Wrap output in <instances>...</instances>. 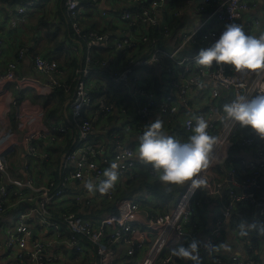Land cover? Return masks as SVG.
<instances>
[{
    "label": "built area",
    "instance_id": "obj_1",
    "mask_svg": "<svg viewBox=\"0 0 264 264\" xmlns=\"http://www.w3.org/2000/svg\"><path fill=\"white\" fill-rule=\"evenodd\" d=\"M41 1L9 8L12 21ZM92 1L90 7L82 0L65 1L78 36L70 46L76 66L33 57L28 46L0 32V99L12 87L48 97L57 88L68 89L70 76L74 83L70 126L51 112L36 110L25 130L17 120L21 140L14 132L0 138V264H193L172 252L192 240L200 244L199 264H256L250 252L264 259V233L252 227L264 224V147L254 148V138H243L239 160L225 168L240 125L223 118L222 111L238 96L264 93V70L237 72L228 64L195 63L199 49L218 39L226 23L237 22L254 36L264 33V0H105L111 3L108 10L100 9L103 0ZM88 15L109 29L86 27ZM28 57L35 75L27 77L21 66ZM104 85L95 101L93 87ZM107 92H122L127 100L117 106ZM96 115L102 122L113 116L124 121L119 131L106 129L110 147L93 140ZM194 115L208 121L207 131L219 141L209 167L202 170L203 189L183 186L177 203L164 211L119 197L117 186L124 180L141 175L159 179L150 164L137 158L138 146L123 140L124 130H146L159 120L161 131L183 143L192 134ZM72 133L75 145L62 155L60 178L55 179V153ZM21 151L24 161H18ZM113 162L118 179L112 187L90 192L86 182L98 184ZM201 194L211 200L207 226L192 218L204 199Z\"/></svg>",
    "mask_w": 264,
    "mask_h": 264
},
{
    "label": "clouds",
    "instance_id": "obj_2",
    "mask_svg": "<svg viewBox=\"0 0 264 264\" xmlns=\"http://www.w3.org/2000/svg\"><path fill=\"white\" fill-rule=\"evenodd\" d=\"M214 62L228 64L237 72L264 70V33L254 36L246 33L237 22L226 23L218 39L210 46L200 48L195 56V63L201 66H211ZM222 111L223 118L248 127L264 138V93L250 99L238 96L225 103ZM193 121L192 134L183 143L161 131L159 120H153L139 135L137 158L151 165L161 184L187 185L191 191L203 189L206 181L202 170L209 167L214 146L219 141L207 131L206 119L194 115ZM117 179V164L113 162L104 170L98 184L86 182L85 187L90 192H106ZM252 227L264 233V224H252ZM199 247V242L192 240L187 245H178L172 252L176 257L199 264Z\"/></svg>",
    "mask_w": 264,
    "mask_h": 264
},
{
    "label": "crops",
    "instance_id": "obj_3",
    "mask_svg": "<svg viewBox=\"0 0 264 264\" xmlns=\"http://www.w3.org/2000/svg\"><path fill=\"white\" fill-rule=\"evenodd\" d=\"M26 0H0V32L4 34L5 36H8L13 43H17L19 45H27L29 48L33 47L35 53H47L46 50H50V47L53 48L55 46V43L57 40L59 41H65L63 39L64 36H66V33L64 32H57V40L54 38H51L52 35L50 33L54 32L55 29L52 32L49 31L48 27H46V23H50L51 27L53 26V22H57V18L59 17V7L62 3L61 0L60 3L56 2L55 0H43L39 2L36 6V8L32 11H29V13L25 16H18V20L12 21V16L10 15L9 8H14L15 6H19L23 4ZM58 1V0H57ZM182 2H185L186 0H181ZM100 9H109L111 7V3L108 1H101L99 3ZM57 6V9L55 7ZM59 5V7H58ZM128 3L125 4V7H128ZM45 12L49 13V16L47 17H41V15H45ZM41 17V18H40ZM99 17V16H98ZM186 19V18H183ZM101 21V20H100ZM97 28L101 31H107L109 28H104L103 21L102 23L97 26ZM67 38V36H66ZM67 49H61L60 52L56 53V58L59 59V62L63 59H66L68 61V57L70 56V47L69 43L66 42ZM50 52V51H49ZM73 57V56H72ZM21 71L23 75L28 76H34L35 70L32 69V63L31 58L28 57V59L24 60L21 66ZM105 76V74H102ZM106 77V76H105ZM106 83V80H104ZM107 86H110V83L107 81ZM112 88V87H111ZM99 89L102 91L105 89L102 86H95L93 87V91L95 92V96L99 98ZM108 98L110 101H113L114 104L117 106H121L124 102H126L127 98L122 92L117 93H108ZM21 96V97H20ZM41 97L34 89H28L19 91L16 90L14 87L9 89L8 94L0 99V138L4 137L6 134L10 132H14L16 134V139L21 140L23 138V134L20 133L21 130H19L18 125L16 124L17 120H20V122L25 123V127L23 130L26 129L28 125V120H30L33 116V113L37 110L44 114V107L37 102V98ZM69 101V100H68ZM65 104L60 108V110L55 111V109H50L49 112L54 113L58 119H61L65 125L70 126V118L68 115V107L67 110L64 111ZM93 110L95 109V105L93 106ZM47 113V112H45ZM138 124L140 123L139 118H135ZM39 124V130L43 129L42 124L37 122ZM120 123L124 124V121L122 118H119L117 116L110 117L106 122H102L100 120V117L98 115L95 116L93 121V127H94V134L92 135L93 140L96 143L100 144H106L108 147L112 145V142L109 137V132H106V129L110 130H121ZM35 126H33L34 128ZM145 130H139L137 129L136 132L128 133L124 130V134L122 136L123 140L132 143L136 146L139 144L138 137L140 134L143 133ZM64 140L67 142L68 138L65 137ZM72 142L75 145L76 142V134L72 133ZM12 142V141H9ZM62 142V141H61ZM243 155L249 156V153L244 151ZM18 161H24V156L22 151L18 152ZM12 157V156H10ZM18 167H21L19 165ZM120 196V195H119ZM142 196L147 198H154V196H151L147 194L146 192L142 193ZM124 197V196H120ZM157 200L154 201L152 205H154L153 208L149 207L152 205H149L148 203L144 205L143 207H147L154 211H160L161 205L157 206ZM210 225V221L209 224ZM224 242L225 248H227L229 245ZM233 248L238 249L239 246H232Z\"/></svg>",
    "mask_w": 264,
    "mask_h": 264
},
{
    "label": "trees",
    "instance_id": "obj_4",
    "mask_svg": "<svg viewBox=\"0 0 264 264\" xmlns=\"http://www.w3.org/2000/svg\"><path fill=\"white\" fill-rule=\"evenodd\" d=\"M62 3L60 4L61 6L59 7V17L57 18V22H53V26L50 28V23H46V27H48L49 31L52 32L53 30L51 29H55L54 32L50 33L52 35L51 38H54L57 40V32H64L66 33V36L63 37V39H65V41H59L57 40L55 43V46L53 48L50 47V50H46L45 52L47 53H43V54H39V53H35L33 47L30 48V52L31 55L33 57L37 56V55H44V56H48L50 57L52 60L58 61L59 59L56 58V53L60 52L61 49H67V45L66 42L69 43V47L71 46V44H73L74 40L76 38H78V36L72 31V28L70 27V20L66 14V7H65V1L66 0H61ZM83 5H85L86 7H90L91 4H93L92 0H82ZM58 3H60V1H56ZM56 9L57 6L55 5ZM99 9V7H98ZM97 11H100V9ZM49 16V13L45 12V15H41V17H47ZM40 17V18H41ZM102 23V21L98 20L97 18H95L93 15H88L87 16V20L85 21L86 27L89 28H96L98 25H100ZM154 33L151 34V36H155L158 30H153ZM25 45V44H23ZM27 46V45H26ZM50 51V52H49ZM72 53L70 50V56L68 61L66 59H63V62H59V64L63 67V65H73L76 66L78 61L75 57H72ZM99 56V55H97ZM94 67V64L92 65ZM32 69H34L32 67ZM73 82H72V77L70 76L69 79V85L70 87H68V89H64L63 87L57 88L54 93L48 97H39L37 98V102L39 104H41L44 107V112H49L50 109H55V111H59L60 108L72 97V93H73ZM100 91V90H99ZM95 96V92H93V97ZM97 97H94V100ZM96 101V100H95ZM95 105V109L98 108L97 103L94 104ZM52 113V112H51ZM54 114V113H53ZM258 136V134L254 131H252L250 128L248 127H241L239 126L234 134V136H232V140L233 142H235V145L233 146V148L231 149V155H230V160L231 161H227L224 165L225 168L230 167V164L234 163V161L239 160L240 158V154L243 150V148H241L239 146V142H241V140L243 138L246 137H251L254 138L255 142L253 144L254 148H258L260 146L264 147V140H259L256 137ZM66 137L68 138L67 144H65L64 146H61L58 148L57 152L55 153V157H54V161L53 164L56 167V170L53 172V175H55V179H59L60 178V171H59V165H60V161H61V157L64 153L68 152L73 146L74 143L72 142L71 138L72 135L71 134H67ZM183 185H164L161 184V182L159 181V179L157 180H151L149 177L145 176V175H141L138 179L135 180H124L122 182H120L119 186H117V195L119 196H129V197H133L135 198L142 206L146 205L147 203H151L153 201L157 200V206L161 205V209L160 211H164L166 210L169 206L174 205L177 203V199L174 198L175 196V192H177L178 194L181 192ZM146 192L147 194L154 196V198H145L142 196V193ZM119 196V197H120ZM201 197L204 198V195L201 194ZM210 198H204L201 200V205L198 206L197 208V213L192 215V218L196 221L197 219L199 221H201L203 223V225H208L209 224V218H210V212L207 209L208 204L210 203ZM10 205L8 203L4 204V209H6L5 214H9L11 212V210L9 209ZM79 207L78 206H74L73 210H77ZM197 214H200L199 218L197 217ZM234 224V223H233ZM237 229L241 228V224L240 222L237 223L236 226ZM251 257H253L256 260V264H264V259L262 258V256H260V254H258L257 252H250Z\"/></svg>",
    "mask_w": 264,
    "mask_h": 264
},
{
    "label": "rangeland",
    "instance_id": "obj_5",
    "mask_svg": "<svg viewBox=\"0 0 264 264\" xmlns=\"http://www.w3.org/2000/svg\"><path fill=\"white\" fill-rule=\"evenodd\" d=\"M55 1H57V0H55ZM87 9H89V8H87ZM69 58V57H68ZM61 62H63V61H61ZM174 198H176V199H178L179 198V194L177 193V192H175V196H174ZM154 203V201L153 202H151V203H148L149 205H152ZM149 207H151V208H153L154 207V205H152V206H149Z\"/></svg>",
    "mask_w": 264,
    "mask_h": 264
},
{
    "label": "water",
    "instance_id": "obj_6",
    "mask_svg": "<svg viewBox=\"0 0 264 264\" xmlns=\"http://www.w3.org/2000/svg\"><path fill=\"white\" fill-rule=\"evenodd\" d=\"M68 105H69V101H67V102L65 103L64 111L67 110ZM232 186H233V185H232ZM233 187H234L235 189H237L235 186H233Z\"/></svg>",
    "mask_w": 264,
    "mask_h": 264
}]
</instances>
